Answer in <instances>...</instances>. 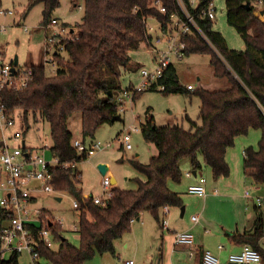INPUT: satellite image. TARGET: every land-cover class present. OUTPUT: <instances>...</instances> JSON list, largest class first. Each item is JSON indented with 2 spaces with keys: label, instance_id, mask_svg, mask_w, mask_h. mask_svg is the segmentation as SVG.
<instances>
[{
  "label": "trees",
  "instance_id": "trees-1",
  "mask_svg": "<svg viewBox=\"0 0 264 264\" xmlns=\"http://www.w3.org/2000/svg\"><path fill=\"white\" fill-rule=\"evenodd\" d=\"M81 1L84 8L79 33L64 42L68 61L56 55L58 68L53 76L45 73L42 64L31 65L33 79L25 89H9L1 94V103L8 115L17 109L23 112L26 131L29 114L39 115L48 123L50 150L61 163H80L88 158L73 145L74 138L68 130V120L73 114L81 115L83 138L92 137L99 126L112 124L111 119L120 115L121 104L117 97L122 71L129 69L131 53L142 43L150 46L146 19H155L162 32L172 24L171 15L183 19L176 0H157L165 13L153 5L156 0ZM182 1L210 42L209 45L196 34L184 35L182 53L184 56L209 54L215 78L227 77L230 86L215 91L201 88L192 93L179 85L170 64L147 90L160 88L164 94L197 96L200 100L198 122L185 116L190 125L188 130L179 125L158 127L153 116H145L140 132L143 139L156 148L157 154L148 164L131 161L145 180H138L136 190L113 187L112 197L103 207L93 204L91 199L83 203L81 190L77 188L80 182L76 169L54 168L53 189L64 190L80 202V208L75 210L80 242L75 246L61 238V229L55 230L56 240L60 242L58 251L40 249L49 264H84L95 255L113 254L114 243L130 231L132 221L144 211L152 214L161 226V209L182 207L180 197L168 188L169 181L178 183L182 178L180 161L189 158L196 171L204 164L210 168L214 179L227 177L226 151L234 145L236 137L250 130H259L261 135L256 150L247 147L244 151V175L257 185L264 183V22L253 14L252 0H226L227 25L244 43V50H233L223 36L214 31L213 21L202 15L208 0H200L195 9L188 0ZM39 2L44 6L42 25L46 26L60 0H29L28 8ZM142 92L133 93L131 100ZM263 226L264 217L257 210L254 234H232L229 239L256 250L264 264V250L258 244ZM1 264H18L17 255Z\"/></svg>",
  "mask_w": 264,
  "mask_h": 264
},
{
  "label": "rangeland",
  "instance_id": "rangeland-1",
  "mask_svg": "<svg viewBox=\"0 0 264 264\" xmlns=\"http://www.w3.org/2000/svg\"><path fill=\"white\" fill-rule=\"evenodd\" d=\"M28 5L29 0H0V10L13 13L12 15L5 13V15L0 16V27H4V31L0 32V53L5 56L8 64H11L17 58V70L19 71L30 67L34 59L37 62L40 60L43 64L44 58V37L46 35L42 27L44 6L39 2L30 9ZM214 6L216 9L214 12L215 19L213 20L214 31L223 36L230 49L244 50V43L241 37L233 28L227 25L226 0H214ZM83 8L81 0L75 3L72 0H60L59 7L50 14V18L57 19L61 25L64 24L63 26L68 29V39L71 37L70 35L76 37L79 33L78 25L83 17ZM253 14H256L254 9ZM256 18L264 22L263 17L259 18L257 16ZM147 27L148 33L153 39V44L158 50H164L166 38L163 36L157 21L153 18H148ZM157 39H160V43L156 42ZM149 50V47L142 43L139 49L131 53L132 61L134 65H137L136 70L132 66L130 70L122 71L119 82L121 90L120 94L118 93L121 97L119 104H122L123 101L120 106V121L101 125L96 129L92 137L83 138L81 134V115L75 113L68 120V129L73 134L74 140L82 142L84 139L85 145H90L97 141L103 143V145H110V147L98 149L94 155L89 156L87 160L78 164V169L83 175V187L85 189L83 190L90 193L89 195L103 194L101 185L103 176L97 169V165L100 162L109 165L110 172L118 181L121 189H137L138 180L144 177L133 168L131 161L136 160L141 164H148L150 159L157 154L156 148L152 144L147 143L140 132V124L145 122V116L148 118L153 116L158 127L179 125L185 130L190 128L185 116L190 121H197L198 119L200 100L195 95L187 96L181 93L164 94L160 88L154 91L145 89L134 100H131V94L128 97L122 95L123 91L137 86L142 81L141 68L151 69L156 63ZM212 50L214 51L213 47ZM61 57L64 61H68L65 52L61 53ZM170 60L174 63L179 85L185 89L187 86H192V93L201 88L215 91L223 90L230 86L227 77L222 79L215 78L210 66L211 56L209 54H192L184 56L178 61L171 57ZM49 69L51 70V67ZM46 74L48 76L54 75L50 71ZM9 118L12 124L10 132L26 129L21 110H15ZM28 127V132L25 134L26 145L42 153L45 161L52 163L53 155L50 150L51 137L48 123L41 119L39 115L29 114ZM133 127H137L139 131L131 132L130 143L132 150L127 151L120 146L117 139L125 131ZM254 134L252 132V141L256 139ZM253 143L257 147L258 142L255 141ZM235 144L237 146V142ZM202 166L197 170L198 174L204 169ZM179 167L182 175L194 170L189 158H183L179 163ZM185 167L189 168L187 172L182 171ZM32 184L40 188L39 183L32 182ZM77 188L81 189L80 186ZM262 188L258 195L264 198V184ZM35 197L37 200L32 203L33 208L44 209L43 214L49 218L61 219L63 221L62 228L55 226L54 229L66 230L63 236L67 241L69 240L73 245L78 246L80 242L79 234L72 230L74 225L78 226V213L72 209V198L68 196V193L61 190L52 194L39 190L35 192ZM57 198H61V201L58 202ZM106 256L109 255L107 254ZM103 258H105V255H95L85 260L84 264H105ZM18 264H28L25 253L19 256Z\"/></svg>",
  "mask_w": 264,
  "mask_h": 264
},
{
  "label": "built area",
  "instance_id": "built-area-1",
  "mask_svg": "<svg viewBox=\"0 0 264 264\" xmlns=\"http://www.w3.org/2000/svg\"><path fill=\"white\" fill-rule=\"evenodd\" d=\"M181 10L183 19L176 15H171L172 24L168 27L166 35V47L164 50H158L156 47H149V52L154 56L156 63L151 69L141 68L140 75L142 81L131 87L127 91H123L125 97L133 93L142 92L152 86L161 76L164 70L172 64L170 58L181 60L184 57L182 50L184 44L181 42V37L184 35H199L209 45L210 42L204 35L202 29L197 25L195 19L190 14L186 4L182 0H176ZM200 0H188L191 8L195 9L199 5ZM153 5L158 8L161 13H165V9L159 1H153ZM251 6L254 9L255 15L264 20V0H252ZM214 0H208L206 9L202 11L203 16H207L211 21L215 19ZM0 10V16L13 14L12 12H4ZM256 16V17H257ZM147 27V19L145 22ZM46 33L44 37L43 51V68L45 73H55L58 68L56 55L61 56L65 52L64 42L68 40V29L61 25L57 19H51L49 24L42 26ZM0 31H4L0 27ZM69 39L73 38L70 35ZM159 43V40H156ZM157 43V44H158ZM51 67V70L49 69ZM12 69L14 71L12 72ZM33 79V71L31 67L26 70H17V66L5 62L3 55L0 53V211L2 223L0 225V264L7 262L13 255L17 258L25 253L27 255L28 264H49L42 257L40 249L57 252L60 242L56 240L57 232L55 226L62 228L63 221L61 219L49 218L43 214L42 209L33 208L31 205L32 199H35L29 192L31 191L32 182L40 184V191L45 193H55L51 186L53 179L52 170L59 167L63 170L75 169L74 162H59L53 157V162H47L43 156L35 151L28 150L22 145L23 131L16 130L12 134L7 135L5 131L12 125L10 116L7 114L4 106L1 103V94L5 90H22L25 89ZM187 89L192 90V86H187ZM119 100H121L119 98ZM118 100V101H119ZM123 104V101H122ZM121 104V105H122ZM137 127L125 131L120 135L117 141L120 146L129 151L131 146V132H138ZM74 147L78 152H85L87 156H91L94 152L101 148L110 147L109 144L97 141L90 145H85L78 140H74ZM190 176V173L185 174ZM205 178H200L199 183L190 185L188 193L199 197L206 195ZM103 188L102 195H83V201L91 199L93 204L105 206L108 200L112 197L111 189L113 184L109 177L103 176L101 181ZM36 191L37 188L35 187ZM80 202L72 199V209L78 210ZM164 215L167 212V207L164 208ZM193 216L192 220L196 221ZM162 226L166 228V221L162 220ZM76 226L72 229L76 230ZM63 230L60 231L63 238ZM174 241L177 245L190 247L193 243V237L187 232H176ZM222 249V246H218ZM229 264H260L261 257L259 253L248 245H244L237 253L228 255ZM125 264H133V261H127ZM202 264H223L218 257L210 251L205 250L202 255Z\"/></svg>",
  "mask_w": 264,
  "mask_h": 264
},
{
  "label": "crops",
  "instance_id": "crops-1",
  "mask_svg": "<svg viewBox=\"0 0 264 264\" xmlns=\"http://www.w3.org/2000/svg\"><path fill=\"white\" fill-rule=\"evenodd\" d=\"M167 31L168 29L165 32L161 31L164 37L169 34ZM157 40H159L160 43V39ZM149 45L151 47H156L153 44V39L149 41ZM3 57L6 62L5 56ZM152 58L154 59L153 55ZM11 64L13 65V62H11ZM40 64H42L40 60L37 62L34 59L31 65ZM132 66L136 70L137 65H134L131 58L128 70H130ZM172 66L175 69L174 63H172ZM117 98L121 99L119 95ZM196 122H198V120ZM9 130L10 128L5 131L7 135L12 134ZM21 130L23 131V147L28 150L36 151V149L26 145L25 134L28 130ZM252 132L256 135L254 141H252ZM260 135L261 133L259 130H250L248 134L235 138L234 145L226 151L225 155V160L229 167V175L227 177L214 179L210 168L204 164L202 166L204 169H202L199 174L196 170L187 172L189 169L187 167L182 169L183 172L190 173L191 175L186 176L184 173L180 182H168V188L176 193L182 200V207H167L165 215L163 211L164 208L159 212L161 221H166V228L162 225L160 226L149 212L144 211L140 213L139 217L132 221L130 231L114 243V253L103 254L105 255V258H103L105 264H125L127 261H133V264H202V255L205 250L210 251L218 257L223 264H229L227 260L228 255L230 253L239 252L241 248L246 245L243 242L232 241L229 239V236L232 234L241 236L254 234V221L257 210L264 217V198L258 195L259 191L263 189L262 186L264 183L260 185L255 184L250 178L244 175L243 170L244 149L246 147H252L256 150V144L253 142H258ZM84 142L83 140L82 143L85 144ZM236 142L237 146L235 144ZM40 154L43 156L42 153ZM78 164L79 163H76L75 166L80 182L77 186H80V190L83 192L81 197L83 201V195H89L90 193L84 191L83 175L78 169ZM99 164H102V162ZM105 166L107 171L106 174L102 176H107L110 180L114 179L115 183L113 187L120 188L118 181L112 172H110L109 165L107 164ZM193 172H195V174ZM142 176L144 178L139 180L144 181L145 176ZM200 178H205L204 186L206 195L203 197L188 193V187L198 184ZM31 187V191L28 190V192L35 198L32 199V205V203L37 200L35 192L39 191V188L33 184ZM35 187L37 188L36 191L34 190ZM68 196L75 199L69 194ZM57 201L60 202L61 198H57ZM84 202H86V200H84L83 203ZM193 216L197 218L196 221L192 220ZM1 223L2 219L0 217V225ZM74 226L77 228L76 230H72L77 232L79 226ZM65 232L66 230L63 232V235ZM176 232L190 233L194 243L190 247L177 245L174 241V234ZM63 239L66 238L63 236ZM258 244L260 248L264 250V226ZM218 246H222V249H219ZM107 254L109 256H106ZM260 264L263 263L260 262Z\"/></svg>",
  "mask_w": 264,
  "mask_h": 264
},
{
  "label": "water",
  "instance_id": "water-1",
  "mask_svg": "<svg viewBox=\"0 0 264 264\" xmlns=\"http://www.w3.org/2000/svg\"><path fill=\"white\" fill-rule=\"evenodd\" d=\"M246 7H247V8H250V5L246 4ZM13 66H17V58L14 59V61H13ZM13 71H14V69H12V72H13ZM120 120H121V118H120L119 116H115V117H113V118L111 119V123H114L115 121H120ZM97 169H98V171H99L102 175H105V174H106L107 168H106V166H105L104 164H98V165H97ZM193 173L195 174V172H193ZM111 182H112V184H114V183H115V180L112 179Z\"/></svg>",
  "mask_w": 264,
  "mask_h": 264
}]
</instances>
